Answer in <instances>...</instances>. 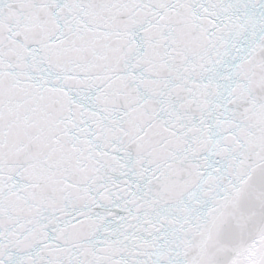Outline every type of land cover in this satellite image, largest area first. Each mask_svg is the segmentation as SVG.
Returning <instances> with one entry per match:
<instances>
[{"label": "snow or ice", "instance_id": "1", "mask_svg": "<svg viewBox=\"0 0 264 264\" xmlns=\"http://www.w3.org/2000/svg\"><path fill=\"white\" fill-rule=\"evenodd\" d=\"M0 264H264V0H0Z\"/></svg>", "mask_w": 264, "mask_h": 264}]
</instances>
